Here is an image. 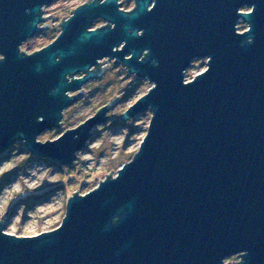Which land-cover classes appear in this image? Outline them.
<instances>
[{"label":"water","instance_id":"water-1","mask_svg":"<svg viewBox=\"0 0 264 264\" xmlns=\"http://www.w3.org/2000/svg\"><path fill=\"white\" fill-rule=\"evenodd\" d=\"M57 1L0 0V156L23 142L72 165L119 97L55 140L38 136L62 127L107 60L152 84L121 121L152 117L133 159L74 193L57 228L11 234L6 212L0 264H264V0H88L54 42L21 50ZM196 60L208 66L187 81Z\"/></svg>","mask_w":264,"mask_h":264},{"label":"rangeland","instance_id":"rangeland-1","mask_svg":"<svg viewBox=\"0 0 264 264\" xmlns=\"http://www.w3.org/2000/svg\"><path fill=\"white\" fill-rule=\"evenodd\" d=\"M88 0H59L45 7V17H49L51 27L29 39L21 50L28 54L43 49L61 34L59 24L78 6ZM122 8L133 9V0H121ZM248 9H245L247 11ZM64 19V20H65ZM44 25V24H43ZM104 25L95 21L93 28ZM239 31L247 29L239 24ZM207 60H196L186 72V80L207 68ZM93 84V86H92ZM152 84L146 79L130 74L120 65H109L103 77L90 84L92 96L78 100L64 111L62 127L46 131L38 136V141L55 140L69 129L78 127L94 116L115 97L118 102L108 113V120L92 130V137L86 148L77 154L70 166H60L52 160L38 158L26 151L23 142H16L0 156V220L6 216L5 231L18 236H33L57 228L65 216L67 203L77 191L86 194L96 188L101 181L114 171L131 161L147 134L152 117L151 110L138 115L128 122H122V114L143 97ZM89 86L87 85V91ZM85 89V92H86ZM74 95V93H72ZM32 197L34 193H46ZM10 211V212H9ZM239 256L226 259V263L238 264Z\"/></svg>","mask_w":264,"mask_h":264},{"label":"flooded vegetation","instance_id":"flooded-vegetation-1","mask_svg":"<svg viewBox=\"0 0 264 264\" xmlns=\"http://www.w3.org/2000/svg\"><path fill=\"white\" fill-rule=\"evenodd\" d=\"M121 2V1H120ZM74 10V9H73ZM72 13H73V11L70 13V15L65 19V20H67L69 17H71V15H72ZM45 16V15H44ZM98 21V20H97ZM100 21H103V20H100ZM104 22V21H103ZM104 24H105V22H104ZM41 26H43V25H41ZM50 28V27H49ZM48 28V29H49ZM115 64V62L114 61H108L107 60V63H106V66H107V71H108V68H109V65H114ZM116 65V64H115ZM120 66H122V65H120ZM123 68H125L124 66H123ZM125 69H127V68H125ZM127 71H129V69H127ZM106 72V71H105ZM105 74V73H104ZM79 76H82V75H79ZM78 76V77H79ZM147 80V79H146ZM148 81V80H147ZM93 82V80H91V81H88L87 82V84L86 85H84V87H83V93H82V95H81V97H79L78 99H77V101L78 100H82L83 101V99H85V98H87V97H90V96H92L93 95V93H95L97 90H94L93 92H91L89 89H90V84ZM149 82V81H148ZM150 83V82H149ZM87 85L89 86V88H88V91H87ZM92 86H93V84H92ZM152 87V86H151ZM85 89H86V92H85ZM77 94V92H75L74 93V95H76ZM72 95V94H71Z\"/></svg>","mask_w":264,"mask_h":264},{"label":"trees","instance_id":"trees-1","mask_svg":"<svg viewBox=\"0 0 264 264\" xmlns=\"http://www.w3.org/2000/svg\"><path fill=\"white\" fill-rule=\"evenodd\" d=\"M122 4H124V2H122ZM123 8H124V7H123ZM124 9H125V8H124ZM126 10H128V9L126 8ZM241 23H242V22H241ZM49 192H50V190H49V191L47 190L46 193H43V192H41V193H38V192H37V193H34V192H33V194L29 195V197H30V196H32V197L34 196L35 198H36V197H41V195L49 194Z\"/></svg>","mask_w":264,"mask_h":264}]
</instances>
